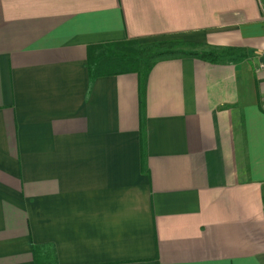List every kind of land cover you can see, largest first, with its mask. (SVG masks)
<instances>
[{
  "label": "crops",
  "instance_id": "crops-1",
  "mask_svg": "<svg viewBox=\"0 0 264 264\" xmlns=\"http://www.w3.org/2000/svg\"><path fill=\"white\" fill-rule=\"evenodd\" d=\"M234 55L88 81L90 44ZM264 0H0V264H264ZM142 130V132L140 131Z\"/></svg>",
  "mask_w": 264,
  "mask_h": 264
},
{
  "label": "trees",
  "instance_id": "trees-1",
  "mask_svg": "<svg viewBox=\"0 0 264 264\" xmlns=\"http://www.w3.org/2000/svg\"><path fill=\"white\" fill-rule=\"evenodd\" d=\"M235 51L226 49L217 53L214 50H185L177 47L172 41L157 40L142 43L137 38H131L88 45L85 66L89 82L98 76L129 72L136 74L138 103L142 118L145 81L155 62L182 57H194L213 62L219 60L222 55L232 56Z\"/></svg>",
  "mask_w": 264,
  "mask_h": 264
},
{
  "label": "rangeland",
  "instance_id": "rangeland-1",
  "mask_svg": "<svg viewBox=\"0 0 264 264\" xmlns=\"http://www.w3.org/2000/svg\"><path fill=\"white\" fill-rule=\"evenodd\" d=\"M157 40H165V41H172L174 42V44L177 46V47H180L182 49H185L187 50L189 48V46H186L184 44H182V42L180 41L179 38H176V37H161V38H153V39H147L145 41H140V42H152V41H157ZM224 57H227L226 55H222L220 58H224Z\"/></svg>",
  "mask_w": 264,
  "mask_h": 264
},
{
  "label": "built area",
  "instance_id": "built-area-1",
  "mask_svg": "<svg viewBox=\"0 0 264 264\" xmlns=\"http://www.w3.org/2000/svg\"><path fill=\"white\" fill-rule=\"evenodd\" d=\"M255 73H261L264 77V62H260L255 68Z\"/></svg>",
  "mask_w": 264,
  "mask_h": 264
}]
</instances>
